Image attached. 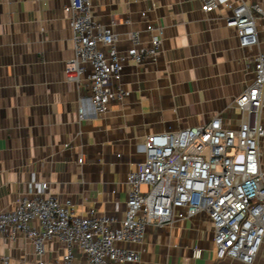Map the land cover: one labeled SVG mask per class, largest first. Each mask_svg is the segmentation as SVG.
Wrapping results in <instances>:
<instances>
[{"label":"crops","instance_id":"1","mask_svg":"<svg viewBox=\"0 0 264 264\" xmlns=\"http://www.w3.org/2000/svg\"><path fill=\"white\" fill-rule=\"evenodd\" d=\"M68 1L0 0V210L13 209L32 186L47 182L50 194L72 200L77 215L93 210L122 219L127 174L145 160L149 135L202 125L217 114L226 126L240 124L244 114L235 99L254 80L264 18L257 20L259 44L245 49L226 25L227 8L206 13L200 0H92L95 21H115L122 52L136 30L140 45L149 46L145 18L162 30L159 53L123 63L120 84L127 95L99 114L88 72L71 81L65 71L75 57ZM251 1L264 10V0ZM213 227L206 213L162 228L151 224L146 241L134 245L139 259L131 264H247L217 257ZM195 248H202L201 257L193 256ZM63 252L55 240L44 257L59 264ZM34 253L23 234L0 235V260L7 255L12 264H35ZM75 254L78 263L84 254ZM255 260L264 264V242Z\"/></svg>","mask_w":264,"mask_h":264},{"label":"built area","instance_id":"2","mask_svg":"<svg viewBox=\"0 0 264 264\" xmlns=\"http://www.w3.org/2000/svg\"><path fill=\"white\" fill-rule=\"evenodd\" d=\"M200 2L206 13L229 10L226 25L234 29L241 48L259 44L257 20L259 15L264 18L260 5L251 0ZM64 10L75 43V57L65 66L67 78L79 81L88 72L91 99L97 112L104 114L127 95L120 84L123 63L156 56L162 30L142 12L150 44L141 46L136 30L132 46L122 52L112 29L115 21L109 25L95 21L92 0H69ZM253 67L254 80L235 99L244 114L237 127L226 126L217 114L202 125L147 137L145 160L127 174L130 192L122 219L93 210L87 216L77 215L70 198L50 194L48 183L40 182L13 209L0 210V235L16 239L23 234L30 239L35 264H52L44 256L47 244L55 240L64 244L59 264H131L139 259L134 245L146 241L149 225L162 228L176 219L206 213L214 226L217 257L252 264L264 242L263 51L256 52ZM76 250L84 254L78 263ZM202 254V248L193 250L195 258ZM0 264H12L11 258L3 256Z\"/></svg>","mask_w":264,"mask_h":264},{"label":"rangeland","instance_id":"3","mask_svg":"<svg viewBox=\"0 0 264 264\" xmlns=\"http://www.w3.org/2000/svg\"><path fill=\"white\" fill-rule=\"evenodd\" d=\"M261 150H262V154H263V156H262V158L264 159V142H263V144L261 145ZM264 168V167H263Z\"/></svg>","mask_w":264,"mask_h":264}]
</instances>
